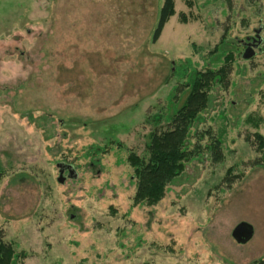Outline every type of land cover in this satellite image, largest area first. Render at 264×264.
<instances>
[{
  "label": "rangeland",
  "instance_id": "obj_1",
  "mask_svg": "<svg viewBox=\"0 0 264 264\" xmlns=\"http://www.w3.org/2000/svg\"><path fill=\"white\" fill-rule=\"evenodd\" d=\"M160 4L0 0V230L22 264H264V167L246 140L264 137V0H175L153 42ZM229 51L198 124L220 158H192L160 201L134 206L127 157L146 159L165 127L176 69Z\"/></svg>",
  "mask_w": 264,
  "mask_h": 264
},
{
  "label": "trees",
  "instance_id": "obj_2",
  "mask_svg": "<svg viewBox=\"0 0 264 264\" xmlns=\"http://www.w3.org/2000/svg\"><path fill=\"white\" fill-rule=\"evenodd\" d=\"M185 3L189 7L192 6V0H185ZM174 14V0H162L152 36L153 42L157 41L165 23ZM177 16L181 21H185L182 12ZM233 59V53L229 51L224 55L220 65L213 64L202 69L188 65L181 70L176 69L175 74L182 81L181 87H172L167 97L166 113L155 118L157 121L163 119L165 127L149 134L146 159H140L133 153L127 157L135 178V191L132 197L134 206H151L160 201L167 186L182 174L187 162L192 158L203 155L204 152L211 153L210 156L215 160L220 158L218 152L221 140L213 137L209 129L200 130L198 124L202 120L201 113L208 106L210 90L216 84L225 83ZM205 137L210 139V142L202 145L201 141ZM194 138L195 142H191ZM246 140L260 153L255 164L264 167L263 135L256 131L252 140L249 138ZM24 257L23 252L16 251L13 244L4 239L0 230V264H22Z\"/></svg>",
  "mask_w": 264,
  "mask_h": 264
},
{
  "label": "water",
  "instance_id": "obj_3",
  "mask_svg": "<svg viewBox=\"0 0 264 264\" xmlns=\"http://www.w3.org/2000/svg\"><path fill=\"white\" fill-rule=\"evenodd\" d=\"M243 57L245 58L249 57V54H247V50L244 51ZM60 172H61V167H60ZM69 176H75V173L70 169V166H69ZM252 234H253L252 226L245 222L238 223L231 231L232 238L238 243L247 242L252 237Z\"/></svg>",
  "mask_w": 264,
  "mask_h": 264
},
{
  "label": "flooded vegetation",
  "instance_id": "obj_4",
  "mask_svg": "<svg viewBox=\"0 0 264 264\" xmlns=\"http://www.w3.org/2000/svg\"><path fill=\"white\" fill-rule=\"evenodd\" d=\"M246 48V47H245ZM243 48V49H245ZM69 166H70V169H71V165L70 164H64V163H60L59 164V168L61 167V172L64 174V173H68L69 172ZM60 171V169H59Z\"/></svg>",
  "mask_w": 264,
  "mask_h": 264
},
{
  "label": "crops",
  "instance_id": "obj_5",
  "mask_svg": "<svg viewBox=\"0 0 264 264\" xmlns=\"http://www.w3.org/2000/svg\"><path fill=\"white\" fill-rule=\"evenodd\" d=\"M161 3H162V0H161ZM160 6H161V4L158 5V7H157L158 11H159ZM174 9H175V0H174ZM158 11H157V12H158ZM146 12H147V10H146ZM175 12H176V10H175ZM152 13H153V15L155 14V7L152 8ZM168 20H169V19H168ZM165 24H166V23H165ZM164 27H165V25H164ZM164 27H163V28H164ZM162 31H163V29H162ZM161 33H162V32H161Z\"/></svg>",
  "mask_w": 264,
  "mask_h": 264
}]
</instances>
